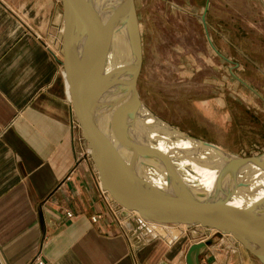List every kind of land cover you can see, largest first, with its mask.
I'll return each instance as SVG.
<instances>
[{
    "label": "crops",
    "instance_id": "1",
    "mask_svg": "<svg viewBox=\"0 0 264 264\" xmlns=\"http://www.w3.org/2000/svg\"><path fill=\"white\" fill-rule=\"evenodd\" d=\"M61 31L60 0H0V264H186L204 240L199 264H258L206 228L113 222L75 143Z\"/></svg>",
    "mask_w": 264,
    "mask_h": 264
},
{
    "label": "water",
    "instance_id": "2",
    "mask_svg": "<svg viewBox=\"0 0 264 264\" xmlns=\"http://www.w3.org/2000/svg\"><path fill=\"white\" fill-rule=\"evenodd\" d=\"M60 3L62 67L72 118L80 127L101 189L147 223L193 226L229 235L264 264V152L232 155L182 133L205 146L206 157L222 162L214 184L209 189L200 186L180 163L204 159L177 150L175 133L179 131L148 111L138 96L134 1ZM123 10L129 13L126 21ZM250 165L255 167L253 174L238 181L237 173ZM225 176L231 186L223 183ZM209 243L190 244L186 264H199Z\"/></svg>",
    "mask_w": 264,
    "mask_h": 264
},
{
    "label": "rangeland",
    "instance_id": "3",
    "mask_svg": "<svg viewBox=\"0 0 264 264\" xmlns=\"http://www.w3.org/2000/svg\"><path fill=\"white\" fill-rule=\"evenodd\" d=\"M133 1L148 111L229 154L263 153L264 0Z\"/></svg>",
    "mask_w": 264,
    "mask_h": 264
},
{
    "label": "bare ground",
    "instance_id": "4",
    "mask_svg": "<svg viewBox=\"0 0 264 264\" xmlns=\"http://www.w3.org/2000/svg\"><path fill=\"white\" fill-rule=\"evenodd\" d=\"M128 11L123 10L122 17H125L128 19ZM122 42L126 45V40L123 35H121ZM175 147L177 150H179L182 154L186 155H193L197 157H202L204 160L200 163H191V164H184L180 163L181 168L186 171V173L192 178L196 179L197 182L200 184V186H203L204 188L209 189L212 184H214V181L217 178V175L220 171V168L222 167V162L218 158H208L205 156L206 154V147L203 145H200L197 141L185 138L182 136V132H176L175 133ZM255 167L250 165L247 167H244L240 169V171L236 175V179L238 181H244L248 179L251 174H253ZM225 186H231L232 182L230 181L228 176H225L222 179ZM182 227H185V225H179Z\"/></svg>",
    "mask_w": 264,
    "mask_h": 264
},
{
    "label": "built area",
    "instance_id": "5",
    "mask_svg": "<svg viewBox=\"0 0 264 264\" xmlns=\"http://www.w3.org/2000/svg\"><path fill=\"white\" fill-rule=\"evenodd\" d=\"M73 124V127L77 128L78 130L80 129L79 125L77 122H72ZM82 142H83V138L82 136L79 134L77 137H76V145L78 147H82ZM83 152L82 154H84L85 156L90 157V152L87 148H84L83 147V150L81 151ZM101 194H102V198H103V201L105 203V206L107 208V212L110 214L113 222L121 229L124 228V224H125V221L129 218H135V219H138L143 225L147 224V222L139 219V217L137 216L136 213L134 212H129V211H125L121 206H119L111 197L110 195L101 189ZM67 216H70V213H67ZM100 218V215L99 214H96L94 216H91V221L92 222H95L97 221L98 219ZM28 264H49L46 260L42 259L41 257L39 256H34L29 262Z\"/></svg>",
    "mask_w": 264,
    "mask_h": 264
}]
</instances>
